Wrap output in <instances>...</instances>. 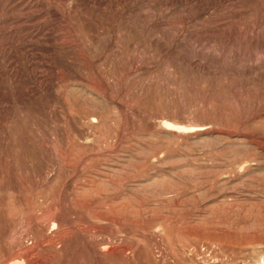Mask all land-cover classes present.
Listing matches in <instances>:
<instances>
[{"label":"rangeland","instance_id":"1","mask_svg":"<svg viewBox=\"0 0 264 264\" xmlns=\"http://www.w3.org/2000/svg\"><path fill=\"white\" fill-rule=\"evenodd\" d=\"M0 264H264V0H0Z\"/></svg>","mask_w":264,"mask_h":264}]
</instances>
